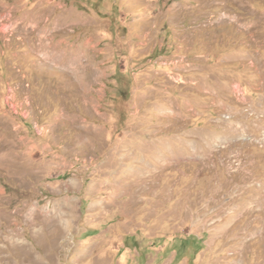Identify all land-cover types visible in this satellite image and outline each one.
<instances>
[{
    "label": "rangeland",
    "instance_id": "374dc122",
    "mask_svg": "<svg viewBox=\"0 0 264 264\" xmlns=\"http://www.w3.org/2000/svg\"><path fill=\"white\" fill-rule=\"evenodd\" d=\"M0 264H264V0H0Z\"/></svg>",
    "mask_w": 264,
    "mask_h": 264
}]
</instances>
